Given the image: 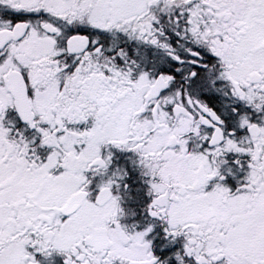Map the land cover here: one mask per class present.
I'll return each mask as SVG.
<instances>
[{
    "label": "snow or ice",
    "instance_id": "1",
    "mask_svg": "<svg viewBox=\"0 0 264 264\" xmlns=\"http://www.w3.org/2000/svg\"><path fill=\"white\" fill-rule=\"evenodd\" d=\"M0 264H264V0H0Z\"/></svg>",
    "mask_w": 264,
    "mask_h": 264
}]
</instances>
